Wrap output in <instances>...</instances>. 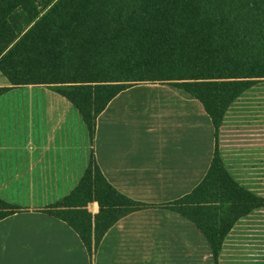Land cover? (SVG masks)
Segmentation results:
<instances>
[{"label":"crops","instance_id":"1","mask_svg":"<svg viewBox=\"0 0 264 264\" xmlns=\"http://www.w3.org/2000/svg\"><path fill=\"white\" fill-rule=\"evenodd\" d=\"M0 87H10L0 94V198L20 208L0 218V264H218L201 228L163 204L198 187L216 151L238 183L262 194L264 80L227 108L218 130L185 89L135 84L97 116L93 135L56 89L11 86L1 71ZM92 160L118 191L150 206L119 218L90 253L66 218L45 210ZM239 232L248 238L241 257L253 251L264 264V224L250 214L227 232L225 263Z\"/></svg>","mask_w":264,"mask_h":264},{"label":"trees","instance_id":"2","mask_svg":"<svg viewBox=\"0 0 264 264\" xmlns=\"http://www.w3.org/2000/svg\"><path fill=\"white\" fill-rule=\"evenodd\" d=\"M258 25L264 29V0H46L43 6L36 0H0V71L11 86L54 85L78 109L91 135L112 98L140 82L185 89L202 102L218 130L227 108L250 86L248 78L254 79L248 69L251 44L264 48V30L254 32ZM228 58L240 63L235 78H228ZM9 88L0 87V94ZM216 169L232 183L224 194H239L222 201L226 218L234 216L230 228L260 205L255 201H264L228 174L216 151L203 182L163 204L192 219L215 256V238L188 209L212 207L216 197L206 199L203 191L211 187L203 186ZM93 201L99 204L95 215L87 210ZM148 206L118 191L92 160L77 187L45 211L66 218L91 253L119 218ZM18 209L0 198V218Z\"/></svg>","mask_w":264,"mask_h":264},{"label":"rangeland","instance_id":"3","mask_svg":"<svg viewBox=\"0 0 264 264\" xmlns=\"http://www.w3.org/2000/svg\"><path fill=\"white\" fill-rule=\"evenodd\" d=\"M36 1L38 2V4L40 6H43L44 3L46 2V0H36ZM263 30H264L263 28H259V25L257 27H254V32L257 31L259 33V31H263ZM255 44H257V43H255ZM258 44H259V42H258ZM251 46L252 47H251L249 55L251 54L253 56H252V60L250 61L249 65H248V67H249L248 69H250L254 72V74H253L254 76H251L254 79H252L250 77L248 78L251 80V83L247 89L253 87L254 85H256V83H259L262 80H264V48L263 47L259 48V47L254 46L253 42H252ZM235 50L237 52L236 59H238L240 56V49L237 48ZM238 53H239V55H238ZM256 54H257V56H254ZM227 66L228 67L231 66L230 69L232 71V74L231 73L228 74V78H235V76L239 72L240 63L238 64V60H237L236 64H235V62L232 63V60L228 58L227 59ZM236 71H237V74H234ZM228 72H229V69H228ZM259 73H262L261 76H259L260 75ZM148 83H156L157 84L158 82H140L137 84H147L148 85ZM45 86L52 87V88L56 89L54 85H47L46 84ZM247 89H245L244 91H246ZM226 171H227V169H226ZM228 174H229V172H228ZM238 184L241 187H243L240 183H238ZM229 186H232V183L229 181L228 177L224 173H222L220 169H216V171H214L211 178L203 186V187H211V189L203 191L205 194L204 197H206V199H210L209 197H212V199H215V197H216L215 202L212 204V207L210 209H206L204 206H202V207L199 206V208H196V206H194L196 209H194V210L188 209V213L197 217L201 221V223L203 225V229L205 231L209 232L215 238V242H216V246H217L216 253L218 256V264H226L225 263L226 262V258H225L226 253H225V249L223 248L224 238L226 235H223V234H227L226 233V232H228L227 229L230 228L229 227V225H230L229 221H231V219L234 217L233 216L232 218L231 217L226 218V216L224 215V212H223L224 211L223 206H225V205H223L224 203L222 201L225 199H237L239 197V194L235 193V192L224 194V192L222 191L223 187H229ZM243 188L246 189L245 187H243ZM246 190L249 191L250 193H253L254 195H256L258 197L264 198V187L261 189L262 194L254 193L248 189H246ZM249 198L254 202L255 199L253 197H249ZM255 202L259 203L260 205L254 207L253 209H251L248 213H246L244 215L250 214L252 216H256L259 218V224L261 221H263V224H264V201L262 200L261 202H259V201H255ZM202 208H204V209H202ZM87 210L90 211L92 213V215H95L96 213H98V211H99L98 202L97 201L90 202L87 206ZM207 212H210L209 216H206ZM67 215L72 218V221L77 222L80 220V219H78L79 216L77 217V215H75L74 213H68ZM213 221L215 222L214 224H212ZM236 221H235V223H236ZM246 240H248V238L245 237V239H243V236L241 235L240 232L234 234L233 239L229 240L230 241L229 246H231V247H229V250H228L229 251V253H228L229 264H256L255 263L256 256L255 255L253 256V251L252 252H246V255L244 256V258L241 257L242 253L240 252V249H241L240 247L243 245V243L246 246V243H245ZM247 256H249L250 258L249 259L246 258Z\"/></svg>","mask_w":264,"mask_h":264}]
</instances>
